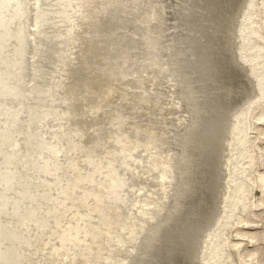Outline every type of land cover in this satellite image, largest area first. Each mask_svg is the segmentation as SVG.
<instances>
[{
	"label": "rangeland",
	"instance_id": "rangeland-1",
	"mask_svg": "<svg viewBox=\"0 0 264 264\" xmlns=\"http://www.w3.org/2000/svg\"><path fill=\"white\" fill-rule=\"evenodd\" d=\"M25 1L33 9L27 22H14L24 34L0 32V78L11 79L0 81V100L11 97L0 109V221L9 231L7 241H0V263L189 264L208 214L220 204L213 185L220 164L215 151L248 92L240 84L242 71L230 60L236 47L231 49L226 38L239 25L243 0H55L46 6L54 10L43 30L48 36L36 40L30 24L40 20L42 11L34 8L44 3ZM255 3L251 24L263 25L264 0ZM258 34L251 37L264 44ZM35 42L44 45L35 50ZM39 49L44 55L38 59ZM19 63L23 68H13ZM172 68L180 70L174 94ZM43 74L48 96L36 93L32 81ZM177 101H182L178 108ZM263 102L264 97L250 111V136L257 137L256 166L245 167L253 172L251 180L264 172V121L257 119ZM41 107L47 111L44 118L38 117ZM183 116L187 123L176 125ZM31 139H38L33 146ZM171 146L179 150V177L185 168L190 183L184 184L186 174L171 189L165 183L169 189L163 192L168 177L161 169L173 166ZM256 192L248 208L238 203V215L224 232L230 243L244 242L245 255L257 251L251 264H264V206H256ZM10 197L22 201L20 208ZM161 204L167 208L164 216L156 212ZM4 206L18 216L6 214ZM153 218L156 228L145 233L146 246L139 245L134 256V245ZM245 219L255 222L244 227ZM237 228L257 233L258 241L237 236ZM232 258L240 264L236 254Z\"/></svg>",
	"mask_w": 264,
	"mask_h": 264
},
{
	"label": "bare ground",
	"instance_id": "bare-ground-1",
	"mask_svg": "<svg viewBox=\"0 0 264 264\" xmlns=\"http://www.w3.org/2000/svg\"><path fill=\"white\" fill-rule=\"evenodd\" d=\"M41 1L44 3V5H42V7L40 6L39 8H34L35 11L36 10L42 11V13H40L38 15L39 18H40V20H35L34 22H32L33 26L29 23L30 24V27L33 28L32 30H33V38H34V40L40 38L42 35L48 36V34H45L43 30H44L45 27L48 26L49 20L50 19L52 20V18H50V15H52L53 12H54V10L51 11L49 9L50 7L48 9H46V6H49V5L53 4V3H55V0H41ZM242 2H243L244 5L242 6L243 8L240 9L241 14L238 15L239 16L238 17L239 18V25H238L236 31L233 34L228 35L226 38L228 40V43L229 44L231 43V45H230L231 46V49H232V46H234V48L236 47V49L234 50V52L231 53V59L230 60L233 61L234 65L236 66L237 69H239V70L242 71V77H241L242 78V82H240V84L242 83V86H245L246 87V88L244 87L245 88V91L247 89L248 92L246 91L247 94L245 95V98L243 97V99H242L243 101H241L240 104L237 106V111L235 112V114L233 116L232 126L228 130L227 135H225L224 133H223V135H221V138L222 139L219 140V142H220L219 143V146H218L217 150L215 151V154L217 155V157L220 156V164L217 167V171H216V175H215V178H214L213 185L214 186L216 185L215 187H217L216 190H214V191H216L215 192V196L217 197V200L220 201V204H219V208L218 209H216L214 211H211L208 214V220H205V221H207L206 222L207 227L205 228V231H204L205 233L202 235V237L200 239L198 238L199 244L196 245L197 246L196 247L197 249L195 250L196 254L194 253V255L190 258L189 264H225V261L228 260V259H230V258L231 259L228 262L231 261L230 264H234L235 260L232 258V256H234V254H236V257L240 261V264H241V262L243 264H251L252 263L251 260L255 259L256 258L255 256H257V251H255L253 253H250L249 252L250 253L249 255H247V254L245 255L244 254L245 252H244L243 249H246V246L244 248L242 246V245H244V242L241 241L243 237H246V238H248L251 241L252 240H257L258 239V234L257 233H255V232L253 233L252 231H249V230L246 231V229L244 231L241 228L240 229L237 228L238 230L236 229L237 230V234L236 235L237 236H240L241 235L243 237L240 240L241 242H233V243L231 242L232 243L231 244L230 241H229V237L228 236L226 237L225 236V232H224V228L227 225V223L229 222V220L233 216L234 217H237L236 215H238V214H236V215L234 214V211L237 209L236 207H237L238 203L243 201V204L242 205H244V206H242V208L243 207H245V209L248 208L251 205L252 199L255 197V195L257 193L256 192L257 190H259L260 197L256 201V206H258V207H260V206L263 207L264 206V172H259V175H258V171H257L258 179L251 180L254 176L251 179L248 176L251 173H253V172H251V173L249 172L248 169H251V168H248V169L245 168L246 166H250V167L251 166H254V165L256 166V164H255L256 163V153H255V150H254V145H256V143L254 142L253 139H256L257 137H254L252 139V137L250 136L251 135L250 129L253 128L252 125H253V121H254V120L253 121L251 120L252 117L250 118V116H251L250 115V111H251L254 103H256L257 101L261 100L264 97V67H263L264 66L263 65L264 60H262V58H261V56H264V53H263V51H264L263 50L264 49L263 48L264 47V44H260L261 42L259 43L257 41L259 39H257V40L253 39L251 37V33L252 34L253 33L254 34L255 33L256 34L259 33L255 37L260 36L259 38L263 39V41H264V21L261 20L263 22V25L261 24L260 21H259L260 24H258L259 26L252 25L251 22H253V20H252L253 12H254L255 7H256L255 0H243ZM183 4H186V3L184 2ZM3 6H4V8H3ZM261 6H259V7H261ZM259 9L261 10V8H259ZM0 10H1L0 11V16H1V18H0V32H1V34L4 33V32H7V30L11 31L12 33L17 34L19 37H20V32H22L21 34H24L23 33V30L19 32L16 29V25H15L14 22H18L20 20L26 21L27 16L29 15V12L28 11L29 10H33L29 6L26 5V1L25 0H2V1L0 0ZM260 10H258V12ZM5 11L10 14V15H8V17L6 15H4ZM185 14H186V12H185ZM255 14H257V12ZM261 14H264V13H261ZM183 16H185V15H183ZM185 19H186V17H185ZM184 21H186V20H184ZM177 22L180 23L181 21L179 22V20H178ZM256 25H257V22H256ZM27 26H28V23H27ZM183 26H185V25H183ZM37 34H39L40 36L37 37ZM26 35L28 36V33ZM187 38H189V36ZM10 40H12V39H10ZM190 40L191 39H189L188 42ZM9 41L8 42H5V44L7 45L9 43ZM16 42H17V40H16ZM35 43L38 44V46L34 47L35 50L37 48H41L42 47V44L44 45V43H42V44H40L39 42H35ZM17 44H19V43L17 42ZM6 45H5V47H6ZM260 50H263V51L260 52ZM188 51H190V49H188ZM36 53H39L38 59L42 55H44L42 53L41 49L37 50ZM185 55H184V58H183V56L181 57L184 60H186L188 58V56H187V58L185 59ZM1 56H2V54L0 53V60H1ZM205 59L206 58L204 57V59L202 61H204ZM179 60H178V62H180ZM184 60H182V61L184 62ZM186 61L188 62V60H186ZM29 62H30V64L33 65V63L31 61H29ZM175 62H177V61L175 60ZM2 64H3V61H2ZM186 64H188V63H186ZM201 64H202V62H201ZM38 65H41V62H37V66ZM194 65H196V62L194 63ZM22 66H23L22 63H19V67H14V65H13V68L21 69V68H23ZM177 67L180 68L179 66H177ZM176 68H172L171 69L173 71L171 72L170 79H169L170 81L173 80V83H172L173 85L171 87V91L173 92V94L176 93L175 84H177V82L179 81L178 78H177V76H178V71H180V70L177 71L178 68L177 69ZM181 70H182V68H181ZM207 70H208V68H207ZM194 71H196V70H194ZM24 72H25V70H24ZM183 73H184V71H183ZM45 74H43V75H35L34 79L32 80V81H35V83L37 85L36 86V88H37L36 93H38V94H41V93H43L45 91L44 90L45 89L44 88V83H45L44 80H46L48 78ZM198 74H200V72ZM25 75L28 76V77H30V74H27L26 72H25ZM235 77H236V75L234 76V78ZM230 79H232V77ZM10 80L11 79L8 78L7 76H5V78H0V81H3V84L8 83ZM228 81L230 82V80H228ZM226 87H229V86H226ZM44 93L48 96V94L46 92H44ZM10 102H11V97H7V98L1 99L0 100V109H4L6 106H8V104ZM181 102L177 101V105L174 104V106L176 108H178L177 106L182 105ZM256 108H258V107H256ZM254 111H255V108H254ZM37 112H38V117L39 118H44L46 116V112L47 111H44V107H41ZM252 113H253V110H252ZM257 119L258 120H261V121H264V113H262L260 116H258ZM187 121H188L187 116L185 118L183 116V119H181L180 121H176L177 122L176 125H179L180 124L181 127H182V124L187 123ZM254 124H256V123H254ZM258 127H257V129H258ZM14 128L17 129V132L18 133L20 132V125H17ZM255 129H256V127H255ZM259 129H261V128H259ZM262 130H264V127H263ZM177 131H178V129H177ZM218 134H219V132H218ZM259 134L257 136H259ZM1 135H5V132L3 130L1 132ZM260 138L264 139V131L261 133ZM174 139L176 140V138H174ZM258 139H259V137H258ZM37 140L38 139H31V145L33 146V144L36 143ZM171 141H174L172 137H171ZM259 141H260V139H259ZM174 142H176V141H174ZM259 143H261V142H259ZM28 147L30 148V146H28ZM255 147H257V146H255ZM0 148H2V146ZM173 150H175L174 149V146L172 147V151ZM260 150H261V148H259L257 151H260ZM172 151H171L172 154L170 153V157L168 158V162L171 163V161H172V163H173V166L169 165L170 167H172L171 170L169 169L168 166H167V169H161V172L164 174V176L165 177H168V180L166 182L162 183L161 190L163 192H167V189H169V188L171 189V187H172L173 184L174 185L177 184L176 182L178 180L183 181L181 179H184V178H185L184 180H186V177L187 176L189 178H187V180L185 181L184 184H187L186 183L187 181H188V183H190L189 182L190 181V174H189V172L187 170L185 171V168L183 169V171L182 170L180 171V172H182V175L179 177L180 174H179V172H177V170H176L177 168L175 166L176 165L175 164V161L177 160L176 159L177 155H175V154H177L179 150L177 152H174V151L172 152ZM188 157H186V158H188ZM191 157L192 156H190V159H191ZM190 159H189V161H190ZM162 165H164V164H162ZM263 166H264V164H263ZM253 168H256V167H253ZM158 169H159V167H158ZM159 171L157 170V172H159ZM213 171H214V168H213ZM162 173L160 175H163ZM204 173H206V172H204ZM186 174H187V176H186ZM157 175H159V173ZM243 175L246 176V177L245 178H242ZM152 177H154V176H152ZM156 179H157V177H156ZM156 179H154V180L156 181ZM160 179H161V177H160ZM162 181H163V179H162ZM169 182L171 183L170 186H169ZM165 183H168L167 184V187H169V188L166 189V184ZM189 187H190V185H189ZM168 195H167V202L165 201L166 203H168L170 201L169 200L170 199L169 198L170 196H168ZM8 200L14 201L16 203V206H18V207H19L18 202H22L21 200H16V199L12 200L11 197ZM158 201L161 202V200H159V199H158ZM144 204L146 206V203H144ZM239 204H241V203H239ZM157 205H158V203L155 202L150 209H155V207ZM141 206H143V205H141ZM147 207H148V205H147ZM168 207H169V205H168ZM166 209L167 208L165 207V205L164 204H161L160 205V208L156 212H158L160 210V215L159 216H161V215H163L164 210H166ZM238 209L236 210L237 213L239 212ZM245 209L242 210V211L243 212H246ZM262 209H264V208H262ZM4 212L6 214H9V215L14 216V217L15 216H18L15 210L9 209L6 206H4ZM146 212H147V210L142 208V215H145ZM175 214L177 215V212H175ZM166 218H168V217H166ZM233 218H232V220H233ZM1 219H3V214L2 213H0V220ZM241 219L242 218H238V219L236 218V220L238 222H241ZM237 221H235L236 222L235 225L237 224ZM245 221H246V223H245ZM245 221L243 223L244 224V227H245V224H249V226H250V223L252 224V222H255L254 220L251 221V222H249L250 220L248 221L247 219H245ZM155 222H156V219L153 218L151 220V222H150L151 225H147V227L144 228V230H143L144 233L140 236L139 242H137L134 245V247H135V251H134L135 254H134V256L136 255V253L137 254L139 253L138 252L139 245H140V247L143 245L142 239L144 240L146 238L145 237L146 236L145 233L150 228H153L155 226ZM230 223H232V222H230ZM128 226L130 227V229L133 228L130 224H128ZM253 226H255V225H253ZM257 226L258 225L256 224V227ZM227 227H226V230L230 228V225L227 226ZM154 228H156V227H154ZM150 231H152V229ZM153 232H154V230H153ZM8 233H9V231L7 232V225L2 224V222L0 221V241L1 242L7 241V239L9 238V234ZM154 234H156V233H154ZM230 234H231V231H230ZM236 237H234V238H236ZM170 239H171V237H170ZM130 245L131 244H128V248L131 247L134 250L133 245L132 246H130ZM143 246H146V245L144 244ZM148 246H150V244H148ZM241 246H242V248H241ZM149 249H151V248H149ZM233 249H236V250L234 252H232ZM140 251H141V249H140ZM2 253H4L6 255L5 251L2 252ZM129 253L132 255L133 251L132 252H129ZM152 253H154L153 250H152ZM8 256H10V255H8ZM246 256H249V257L247 258ZM66 257L67 256H65V258ZM258 257H259V255H258ZM250 261H251V263H250ZM254 262H257V261L255 260ZM0 264H4V263H0ZM227 264H229V263H227Z\"/></svg>",
	"mask_w": 264,
	"mask_h": 264
}]
</instances>
